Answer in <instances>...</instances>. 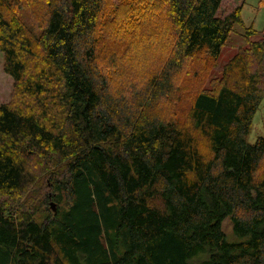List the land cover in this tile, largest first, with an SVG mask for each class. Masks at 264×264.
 Masks as SVG:
<instances>
[{
  "label": "trees",
  "instance_id": "1",
  "mask_svg": "<svg viewBox=\"0 0 264 264\" xmlns=\"http://www.w3.org/2000/svg\"><path fill=\"white\" fill-rule=\"evenodd\" d=\"M221 2L141 0V36L135 17L100 22L106 0H31V26L27 3L0 0L13 80L0 106V264H264V137L245 140L264 98V34L209 79L242 26L239 7L216 16ZM107 24L137 43L102 65ZM107 66L148 77L113 92ZM184 98L182 120L162 111ZM28 194L40 209H24Z\"/></svg>",
  "mask_w": 264,
  "mask_h": 264
},
{
  "label": "rangeland",
  "instance_id": "2",
  "mask_svg": "<svg viewBox=\"0 0 264 264\" xmlns=\"http://www.w3.org/2000/svg\"><path fill=\"white\" fill-rule=\"evenodd\" d=\"M27 4L25 6H22V8L18 11V14L21 16L22 20L27 24L28 26L35 25V17L37 16L40 18L42 16V10L40 5L36 3H32L30 5L31 0H22ZM108 3V6L104 9L103 18L100 20L101 23H108V22H116L117 20H120L121 18H125V20H129L134 18V12L139 9V6L141 4V0H106ZM237 7L241 9L240 16L242 19V26L235 25L233 28V32L230 34L227 42L225 43L224 48L222 49L220 56L218 58L217 66L212 70L209 79L218 77L220 70L222 67L228 62L227 60H230V58L236 53V51L240 48H245L247 46L246 39L251 41H256L259 39V35L264 34V0H222L219 10L216 13V16L218 18H224L226 15L230 14L233 10H235ZM124 20V21H125ZM135 20L139 25H142L141 29L138 31V35H143L148 30L143 28L146 27L149 23L148 20L145 21V18L140 19L139 17H135ZM110 24H107V27H98L101 31L109 34L108 36H105L104 38H100L101 42V49L100 52L97 54V57L99 58V62L102 65H105L107 62L103 59L106 57V52H108V55L110 56L113 51L116 52V54L119 52L120 49H124L125 44L124 43H131L130 48L135 47L136 49V43L137 41H131L127 38L122 39L119 36H114L111 34V30L108 28ZM30 29H33L32 27H29ZM254 31V35L249 36L248 38H245V35L248 31V29H251ZM104 46L107 47V49H104ZM151 65L153 67H156L159 65L157 62H152ZM125 71L128 73V66H122ZM3 69V56L0 53V106L3 104H8L11 101L12 96V84L13 80L7 76ZM112 68L110 66H107L106 73L107 76L111 73ZM137 76L132 79L124 80L125 77L121 80H118L117 78H114L112 75L108 76L110 79V87L113 92H116V90H125L128 87L129 82L135 83L137 86H141L144 80L148 77L147 74H143V71L137 70ZM185 98L182 100H178V102H172L171 106H164L163 112L167 113L171 109L172 111H175V115L182 120V116H180V112L178 109L184 104ZM264 137V98L262 100V103L260 104L257 112L255 113L252 121V126L249 135L245 139L248 144H254L255 141L258 138ZM43 186L46 185V179H43ZM39 185V184H38ZM49 193V192H48ZM51 193V192H50ZM42 195V191L40 192ZM31 194H28L26 198H23L22 202L24 205V209H27V204L29 203L30 208L33 206L34 202H37L36 206L38 209H40L41 203L40 196L30 197ZM49 204H52V207L47 205L49 211L51 213H55L56 209L59 207V204L55 201L51 200V194H49ZM61 207L64 205V202L60 203ZM42 208H44V205L42 204ZM231 220L226 219L222 223V229L225 233V236L230 241L234 239L233 231H232V225ZM238 240V239H236Z\"/></svg>",
  "mask_w": 264,
  "mask_h": 264
},
{
  "label": "water",
  "instance_id": "3",
  "mask_svg": "<svg viewBox=\"0 0 264 264\" xmlns=\"http://www.w3.org/2000/svg\"><path fill=\"white\" fill-rule=\"evenodd\" d=\"M49 205L52 207V204L51 203Z\"/></svg>",
  "mask_w": 264,
  "mask_h": 264
}]
</instances>
